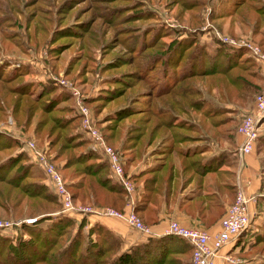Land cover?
<instances>
[{
    "label": "rangeland",
    "instance_id": "374dc122",
    "mask_svg": "<svg viewBox=\"0 0 264 264\" xmlns=\"http://www.w3.org/2000/svg\"><path fill=\"white\" fill-rule=\"evenodd\" d=\"M227 1L0 0V83L8 87L20 86L22 93L16 96L6 87L0 93V141L6 145L0 150V157L19 153L14 165L9 166L11 170L7 176L21 167L29 177L23 173L18 179L19 184L32 186L33 182H40L54 194L30 153L14 145L17 139L24 143L33 142L65 182L73 168L78 166L73 163L61 168L70 154L88 148L100 159H105L90 148V139L80 125L77 104L88 110L91 124L103 137L106 135L105 142L113 148L120 162L131 155L121 147L130 126L146 124L135 142V147H138L135 161L129 165L121 162L127 176L154 166L165 159L161 156L169 155H160L169 152V143L175 141V138H169V117L172 124H203L206 120L202 111L209 108L210 111L215 110L213 120L219 119V124H226L224 127H236L242 116L251 111L255 92H240L241 87L231 85L217 75L193 76L184 82L191 89L200 90L199 95L189 94L190 100H198L199 110L187 105L184 113L171 110L169 113V102L173 99L169 96V83L173 78L177 81L182 77L179 75L187 66L186 59L193 55L195 49V36L209 53L214 52L217 46L244 48L235 54V61L247 70L256 66L261 73L264 71L245 47H232L219 39L226 36L233 40L246 39L260 48L262 45L259 29L252 33L250 27L238 22V18L218 16L222 7L227 6ZM251 16L249 14V19ZM261 24V20L258 21V27L264 26ZM216 59L222 63L224 57L220 55ZM262 87L264 82L259 83V89ZM73 91L77 92L80 102ZM13 102L15 108L11 111ZM261 118L257 124L261 123ZM153 124L160 126L150 136ZM178 132L184 131L180 129ZM148 138L150 141L147 142ZM81 142L85 144L79 145ZM60 144L66 145L58 151ZM203 144L208 146V152L222 153L225 161L221 168H228V161L234 158L231 147L223 149L221 143L211 139ZM187 145L193 144L181 143V146ZM256 150L261 185H264V144L257 141ZM108 176L111 178L110 172ZM142 178L136 180V184L129 179L137 196L136 203L141 196ZM54 209L53 212L59 211L58 203ZM12 211L5 214L0 210V222L11 223L0 226V236L7 237L9 244L14 245L19 236L27 238L18 222L38 215L15 216ZM71 218L73 221L65 227L57 248L67 242L77 226L75 221L79 220L78 217ZM262 251L256 253L262 256L264 249Z\"/></svg>",
    "mask_w": 264,
    "mask_h": 264
},
{
    "label": "trees",
    "instance_id": "16d2710c",
    "mask_svg": "<svg viewBox=\"0 0 264 264\" xmlns=\"http://www.w3.org/2000/svg\"><path fill=\"white\" fill-rule=\"evenodd\" d=\"M261 1L228 0L227 6L222 7V12L218 16H229L233 20L238 18V22L243 26L250 27L252 33L259 29L258 33L262 38V41H260L264 45V26L258 27V21L260 20L261 25H264V0ZM233 14L235 15L232 16ZM249 14L253 15L251 16L252 19H249ZM193 42L195 49L192 52L193 55L190 54L186 59L187 66L179 75H182V77L177 81L173 78L169 83V96L173 98L172 102H169V113L171 111H182L184 113L187 105L199 110L198 100H190L189 94L199 95L200 90H193L184 84L193 76L208 77L217 75L222 77V80L229 81L231 85L241 87L240 92L248 90V93L255 92L256 94L264 88L259 89V83L264 82V76L256 66L255 69L247 70L245 66L238 64L234 59L235 54L244 48L233 49L217 46L214 52L209 53L202 44L196 41V36ZM262 45L261 49L264 51ZM245 51L247 52V50ZM220 55L224 57L222 63L217 59L215 60ZM196 58L197 61H195ZM194 62L196 64H193ZM11 75L9 74V76ZM178 83H180L179 86H177ZM5 87L12 90L16 96L22 94L20 86L8 87L4 83H0V93L3 92ZM244 93L246 92L244 91ZM177 98L183 101L177 100ZM11 107V111H14V102ZM26 107L29 109V105ZM218 109L222 108L218 107ZM125 110L121 109V111ZM214 112V109L210 111L209 108L202 111V116L206 120L203 123L205 126L203 124H172L169 117V138H175V141L169 143V152L160 154L169 155L161 156L165 159L160 158L161 160L156 162L154 166L142 168L128 174L133 184H136V180L145 176L141 180L140 199L132 206V211L143 222L147 224L158 223V214L169 204L170 182L175 175L178 176V173L184 182L194 178L196 180H194V183H196L200 177L207 176L210 179L221 180L222 186H227L224 183L226 182L224 178L229 176V171L226 168H221V164L225 161L224 155L217 153L207 158L201 156L203 152L208 151V146L203 143L210 139L217 141L218 144L225 140L230 146H233L232 134L236 127L229 125L224 127L226 124H219V119L213 120ZM64 119L67 120V118ZM145 125L130 126V131L121 142V147L131 153V155L125 156L123 161L121 160L123 165H129L135 161L134 155L138 151L135 142L143 133L144 129L142 128H145ZM158 125L160 126V124L151 126L150 136L158 128ZM221 127L224 128L220 130ZM180 129L184 132H178ZM0 135H2V132H0ZM104 139L107 142L106 135ZM20 141V139H17L13 143L15 146L24 148L25 143ZM148 141H150L149 138ZM256 141L264 144V133L260 134ZM183 142H191L193 145L181 146ZM197 142L202 144H197ZM74 143L76 142L74 141ZM83 143L85 144V142H81L79 145ZM64 145L66 144H60L58 151L63 149ZM4 147L6 145L0 141V150ZM17 155L19 153L0 157V210H3L5 214H8L9 210H13L12 214L15 216L21 214L38 216H34L35 219L32 223L19 222V227L24 230L27 236L26 239L19 236L13 245L9 244L7 237L0 236V264H190L191 248L180 237L170 234L147 236L146 240L122 249L119 239L104 226L98 223L88 226L86 216L79 217V220L75 221L77 226L74 232L62 247L57 248L65 227L70 225L73 219L70 215L67 216L60 211V205L59 211L53 212L56 210L54 207L58 203L57 198L42 183L33 182L32 186L29 183L19 184L18 179L23 173H26L25 177H29L28 172L22 171L21 167H17L10 176H7V173L11 170L9 166L14 165L13 161H15ZM73 163L78 166L73 168L69 174L70 178L66 182V187L70 191L73 200H78L80 203L122 209L125 203V192L117 181L108 176L109 169L105 159H100L95 152L86 148L84 151L66 157L61 168ZM175 169H177L176 173L174 172ZM123 171L126 173V168ZM228 188L233 194L232 186L228 185ZM205 192L206 194L203 196L197 197L206 203L218 204L216 195L210 190H205ZM51 212L53 213L50 214ZM222 212V208L220 212L216 208V215ZM46 213L49 214L44 215ZM253 248L255 253H263L264 223L254 236ZM262 258V261L258 264H264V254H262Z\"/></svg>",
    "mask_w": 264,
    "mask_h": 264
},
{
    "label": "built area",
    "instance_id": "2783aa9c",
    "mask_svg": "<svg viewBox=\"0 0 264 264\" xmlns=\"http://www.w3.org/2000/svg\"><path fill=\"white\" fill-rule=\"evenodd\" d=\"M219 39L232 47H245L253 58L258 61L264 69V51L256 44L246 40H233L226 36ZM76 95L77 92H72ZM77 102V103H78ZM80 115L81 127L90 139V148L98 151L106 160L110 176L117 181L125 192V204L121 211L109 206L92 207L86 204L74 202L66 187V182L58 173L51 161L46 158L42 151L37 150L33 142H25L24 148L30 153L33 160L38 164L50 187L52 188L60 211L70 216L82 217L84 215L108 216L117 218L132 230L143 236L157 235L151 226L143 221L132 211L136 200V194L127 174L124 173L122 164L116 152L109 146L100 131L91 124L88 110L77 104ZM264 115V88L256 93L252 100V109L239 120L235 131L242 136V141L236 147V154L239 159V166L244 167L243 159L255 145L259 136L258 120ZM253 197L238 188L233 200L226 207L219 218L215 230H206L195 226H187L177 220H167L161 228V234H170L184 239L191 248L190 264H213V258L217 252L235 238L247 227L249 223V204ZM35 218L25 219V223H32ZM19 223V222H18ZM10 222H0V226H9ZM17 224V222H13ZM230 259V258H228Z\"/></svg>",
    "mask_w": 264,
    "mask_h": 264
},
{
    "label": "crops",
    "instance_id": "0c3cea01",
    "mask_svg": "<svg viewBox=\"0 0 264 264\" xmlns=\"http://www.w3.org/2000/svg\"><path fill=\"white\" fill-rule=\"evenodd\" d=\"M262 75L264 76V71ZM261 119V123L258 124L259 135L264 133L262 130L264 129V126H262L264 124V115ZM241 141L242 136L236 133L235 130L232 134L233 146H230L225 140L221 141L223 149H226L227 146L228 148L232 147L231 152H233L232 156L234 157L233 160L228 161L229 165L226 168L229 171V176L224 178V180L226 179L224 183L227 186L223 187L221 180L210 179L207 176L200 177L196 183H194V178L184 182L179 173L178 176L175 175L173 177L169 187V204L158 214L159 221L155 223L156 225L148 224L157 234L154 236L161 234V228L165 225L167 219L177 220L187 226L215 230L219 218L231 203L232 196L240 188L243 192L253 197L249 204V224L234 241L217 252L213 258V264H258L262 261V256L255 253L253 248L254 236L264 223V185H261V171L256 150L257 141L250 152L245 155L243 159L245 166L242 168L239 166V159L236 154V147ZM197 144H200V142H197ZM216 154L206 151L201 156L207 158ZM174 172L176 173L177 169ZM228 185L232 186L233 194H231ZM205 190H210L217 196L218 204L206 203L197 197L206 194ZM220 207L223 212L216 215V208L220 212ZM84 216H86L88 226L98 223L114 234L119 239L122 249L140 243L147 238V236L132 230L117 218L96 215Z\"/></svg>",
    "mask_w": 264,
    "mask_h": 264
}]
</instances>
